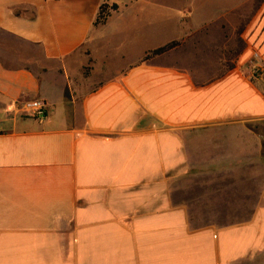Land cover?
Returning a JSON list of instances; mask_svg holds the SVG:
<instances>
[{
	"label": "crops",
	"instance_id": "0c3cea01",
	"mask_svg": "<svg viewBox=\"0 0 264 264\" xmlns=\"http://www.w3.org/2000/svg\"><path fill=\"white\" fill-rule=\"evenodd\" d=\"M242 1L183 41H238L232 67L198 75L142 55L112 75L110 28L148 0H0V264H243L264 251V207L193 223L184 185L192 134L264 119V0ZM102 4L119 10L95 26ZM34 101L46 120L25 113Z\"/></svg>",
	"mask_w": 264,
	"mask_h": 264
},
{
	"label": "rangeland",
	"instance_id": "374dc122",
	"mask_svg": "<svg viewBox=\"0 0 264 264\" xmlns=\"http://www.w3.org/2000/svg\"><path fill=\"white\" fill-rule=\"evenodd\" d=\"M148 1V4L135 11H125L120 15L121 20L117 19L110 28L113 35L106 60L111 66L110 74H115L119 68L138 63L142 55L143 61L154 60L160 64L188 63L198 75H202V70L196 71L202 62L214 67L218 61L226 62L229 67L234 65L242 51L238 41L233 43L232 49L218 47L219 39L216 38L201 40L200 45L195 46L187 43L194 41L197 35L193 39L189 38L187 43L183 41L185 35L199 31L197 29L202 30V21L207 16L230 13L232 6L239 5L242 0ZM190 3L194 6H189ZM187 12L193 13L192 21ZM229 13V18H232V13ZM171 42L179 43L173 51L162 55L152 54L154 50ZM222 42L229 45L232 40L228 38V41ZM99 57L102 61L103 56ZM255 76H258L259 87L264 93V72L256 70ZM190 142L189 153L194 165L191 168V179L184 182V185L189 186L191 195L192 222L228 227L257 218V212L264 207V119L249 120L240 123L238 127L209 128L202 134H192ZM201 160L202 167H199ZM212 160L226 162L229 166H204ZM201 170L202 185L198 181ZM200 193L202 215L198 214ZM255 256L252 263L243 264H264L262 249L255 252Z\"/></svg>",
	"mask_w": 264,
	"mask_h": 264
},
{
	"label": "trees",
	"instance_id": "16d2710c",
	"mask_svg": "<svg viewBox=\"0 0 264 264\" xmlns=\"http://www.w3.org/2000/svg\"><path fill=\"white\" fill-rule=\"evenodd\" d=\"M119 10V7L117 5H108V4H102L99 10L98 17L95 22V26L104 25L111 14L113 12H117ZM179 45L177 42H171L167 44L166 46H163L161 48H158L152 52L153 55H162L165 54L174 48H176ZM90 63H92V60H90ZM88 71V69H86Z\"/></svg>",
	"mask_w": 264,
	"mask_h": 264
},
{
	"label": "built area",
	"instance_id": "2783aa9c",
	"mask_svg": "<svg viewBox=\"0 0 264 264\" xmlns=\"http://www.w3.org/2000/svg\"><path fill=\"white\" fill-rule=\"evenodd\" d=\"M24 109L25 113L41 122L46 120L48 115L46 105L43 101L26 103Z\"/></svg>",
	"mask_w": 264,
	"mask_h": 264
}]
</instances>
